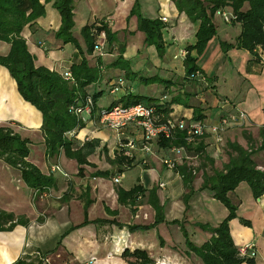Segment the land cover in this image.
I'll use <instances>...</instances> for the list:
<instances>
[{
    "label": "crops",
    "instance_id": "1",
    "mask_svg": "<svg viewBox=\"0 0 264 264\" xmlns=\"http://www.w3.org/2000/svg\"><path fill=\"white\" fill-rule=\"evenodd\" d=\"M71 1L73 32L89 24L92 20L91 13L86 11L92 10L88 8L86 0ZM118 1L122 7L116 10L117 15L120 14L123 18L133 0ZM150 1L152 6L143 8V11H147L146 17L166 16L168 19L163 33L166 51L158 63L153 59L152 52L144 65L138 60L137 62L141 66L147 65L148 62L152 68L157 69L156 92L162 91L159 97L157 96L158 101L163 96L165 102L171 97L178 98L181 103H171L169 113L184 120L193 119V108L196 106L200 108L202 120L209 124L217 121L221 115L237 110L246 113V123L226 129L222 133L220 144L214 141L210 133H206L188 145L189 150L185 148L192 156L189 160L184 159L181 151L173 150L172 146L162 147L156 143V152H143L140 129L134 124H128L123 128L121 136L123 139H132L136 145V149L132 150L135 165L121 172L119 182L114 183L113 176H91V173L95 170H115L106 157L113 158L118 136L114 130L99 124L97 111L90 115L83 112V126L75 130L71 137L78 144L94 138L98 140L99 145L95 152L87 157L95 167L83 166V176H78L75 161L63 153L54 158L45 156L39 111L23 100L13 78L0 66V127H7L22 139H26L27 161L35 165L41 173L51 174L55 180V185L49 190L37 193L23 182L17 168L0 159V210L28 219L26 225H16L10 230L0 231V264H13L22 258H39L42 264H132L124 259L121 253L124 249L132 251L136 248L144 249L155 262L163 259L166 264H203L192 252H187L178 225L169 221L182 220L190 240L199 245L209 234L195 226V223L214 226L226 216L225 207L213 198L208 190H198L202 170H198L197 166L203 162V155H206L213 159L214 167L220 168L221 164L227 161V141H235L246 148L247 138L252 143L253 138L259 136L258 130L264 126V63H260L247 50L222 48L220 42L233 43L240 32V25L237 22H222L213 17L216 33L197 59L199 70L194 78H184V48L187 44L194 43L198 24L191 22L184 13H179L170 0ZM40 2L43 3V0ZM115 3L117 5V0ZM43 6L44 15L38 17L32 26H24L21 35L28 51L34 57L36 66H45L57 72L68 70L72 64L79 62L80 56L70 43L62 44L54 38V32L60 24V16L51 2L43 3ZM108 10L113 11L110 8ZM121 11L122 13H119ZM113 16L107 13L103 19L111 31L117 34L128 29L127 24L126 28L123 27V20L117 24ZM131 23L134 24L133 19ZM134 34L139 33L136 31ZM68 45L72 46L71 50L67 49ZM172 46L175 49H170ZM8 50L9 44L0 41V55H5ZM191 53L194 55V52ZM129 54L126 44L121 61L129 65L127 74L121 69L123 64L120 61L115 62L117 51L107 53L114 60L107 64L105 57L87 56L89 64L97 66L99 70V78L85 89L87 94L101 91L95 101L96 109L109 104H121L127 96H146L145 86L141 81L144 75L140 74L139 67L131 63V58L138 55ZM141 58L140 60L145 61L146 57ZM173 60L174 63H171ZM176 60H180L179 65ZM112 62L115 65H110ZM120 74L125 78L124 88L115 94L110 93L109 84L112 78ZM148 92L153 93V90ZM33 143L42 146V151L36 156L31 152ZM251 157L257 167L264 170V148L253 150ZM164 160L173 161L174 167H167ZM52 163H58L62 172H51L50 167L54 165ZM182 163L194 167L192 184L195 192L188 200L186 211L181 200L185 189L178 172V166ZM137 184L141 185L144 191L136 198V210L132 213L128 205L118 203L115 188L128 190ZM151 188H155L162 206L164 222L146 230L132 231L125 226L91 222L95 219H115L125 225L150 224L154 211L146 199L147 191ZM52 192L56 194V200L48 198ZM85 192L91 200L85 209L86 220L90 223L68 230L61 237L67 228L83 221L82 199H85L83 195L87 197ZM64 193L66 196L62 197ZM232 195L237 201V208L236 217L228 222L231 239L237 248L246 242L253 243L255 264H264V194L253 197L248 184L241 181L234 188ZM105 208L113 211V214ZM240 219L249 221L251 228L242 224Z\"/></svg>",
    "mask_w": 264,
    "mask_h": 264
},
{
    "label": "trees",
    "instance_id": "2",
    "mask_svg": "<svg viewBox=\"0 0 264 264\" xmlns=\"http://www.w3.org/2000/svg\"><path fill=\"white\" fill-rule=\"evenodd\" d=\"M44 1L49 2L51 0ZM171 2L179 13H184L191 22L198 24L194 34V43L187 44L184 48L182 60L184 78H194V73L199 70L196 63L197 59L216 33L212 19L217 10L225 9L231 12L232 18L229 22H237L240 25V32L233 43L220 42L222 48L244 49L251 52L253 57L257 59L252 53L253 48L257 45L264 47V0H171ZM43 3L40 0H0V41L9 44L8 52L5 55H0V66L4 67L13 78L17 91L23 100L31 104L40 113V131L43 137L45 156L54 158L63 153L67 158L75 161L77 165L76 175L83 176V166L95 167L87 160V157L95 152L99 142L97 139L90 138L78 144L71 136L66 135L67 132L75 131L83 126V120L76 117L70 107L80 106L86 96H89L94 103L91 113L102 108L109 109L115 105L109 104L106 107L96 109L95 101L101 91H93L87 94L85 90L88 85L99 78L97 66H91L87 58L93 52L96 34L103 31L105 35L104 42L110 47L115 40V32H112L103 21L98 22L100 24L98 27H95L96 23L86 24L80 29L83 41V46H81L71 32L73 27L72 1L52 0V6L60 16V24L54 32V38L60 40L62 44L70 43L80 56L79 62L72 64L67 70L70 76L65 78L63 72L50 70L45 66H36L34 57L28 51L25 39L21 35L24 26L27 24L32 26L38 17L44 15ZM134 5L138 9L137 0H135ZM133 14L136 15V30L143 33L145 43L152 45L158 54L162 55L164 47L162 29L165 24L158 17L150 18L137 14L134 8L130 10L128 17ZM191 52H194V55ZM121 54L120 52L115 62L119 63L121 61ZM110 65H115V63L112 62ZM125 67L127 66H122L121 69L127 74ZM122 78L125 81V78ZM141 78L144 85L152 84L158 80L157 74L142 76ZM124 86L125 82L123 88ZM143 97L149 96H127L121 105L126 107L137 102L142 103L141 98ZM153 97L150 96L149 98ZM155 99L157 100L149 102L147 105L153 107L156 122H163L167 119L170 114L169 105L171 103H181L176 97H171L166 102L164 96L161 97L160 101H158V97ZM193 113L194 120H202L203 116L200 113V108L194 106ZM258 133L261 138L259 149H263L264 126L259 128ZM155 142L162 147L184 145L186 148L190 145L183 142L180 133L176 134L174 139L161 137L156 139ZM247 143L248 145L245 148L235 141H227L225 144L227 161L223 162L220 168L214 167L213 159L206 155H203L201 159L203 162L197 166L198 170H202L198 190H208L211 196L227 210L226 216L214 226L207 223H195V226L209 234L208 238L196 245L190 240L182 220L169 221V223L178 225L188 252L195 254L203 264H241L243 262L255 264L254 258L238 255V248L231 239L228 225V222L236 217L237 201L232 193L239 182H246L255 198L264 194V170L259 169L253 161L251 157L253 149L248 138ZM27 144L26 139H22L9 128L0 127V159L9 166L17 168L23 182L33 190L39 193L42 190H49L55 185V180L51 174L41 173L35 165L27 161ZM187 148L189 150V147ZM102 150L105 152L104 147ZM106 160L115 167V170L112 172L95 170L91 173V176L112 177L135 165L133 156H125L118 151L114 153L112 159L106 157ZM207 167H209L208 170ZM193 170L194 167L191 164L182 163L178 166V172L181 175L185 189L181 196L185 211L188 209L190 196L195 192L192 184L194 179ZM115 189L118 203L128 205L131 212L134 213L136 198L143 193V187L137 184L128 190L121 187ZM147 192L146 201L154 211V218L150 224L125 225L115 219H95L91 222L109 223L117 227L125 226L129 231L146 230L160 222H164L163 209L155 193V188H151ZM63 196H66V194L64 193ZM83 198H85L82 199L83 221L67 228L61 234V237L68 230L89 222L86 220L85 209L91 200L88 196L84 197L83 195ZM105 210L113 214V211H109L107 208ZM27 222L28 219L23 216H15L12 213L0 210V231L10 230L16 225H26ZM240 222L249 226V222L245 219H240ZM121 256L132 264H155V261L149 257L144 249L136 248L132 251L124 249ZM13 264H42V260L39 258H22Z\"/></svg>",
    "mask_w": 264,
    "mask_h": 264
},
{
    "label": "built area",
    "instance_id": "3",
    "mask_svg": "<svg viewBox=\"0 0 264 264\" xmlns=\"http://www.w3.org/2000/svg\"><path fill=\"white\" fill-rule=\"evenodd\" d=\"M221 13L224 22H229L232 18V14L225 9L217 10L215 13ZM98 40L94 49L97 51L98 55L102 54V44H104V33L101 31L98 34ZM101 41V43H100ZM104 53V52H103ZM252 53L257 58L259 62L264 61V47L257 45L253 48ZM196 72L194 73V77ZM65 78L70 75L67 71L64 72ZM124 79L122 77L116 78L111 81L109 92L117 93L124 85ZM94 107V103L89 96L84 98V101L80 106H71L74 115L82 119L81 114L83 112L91 114ZM98 122L100 125L110 128L116 132L118 136L116 151L120 152L125 156H133L132 150L136 149V145L132 139H123L121 133L123 128L128 124H134L140 129L142 136L141 150L145 153L151 152V147L149 143L158 138L164 139H174L176 134L180 133L182 140L185 144H192L197 139L203 137L206 133H210L216 143L220 144L222 142V133L234 126H241L246 123L247 115L243 110H237L236 112H227L221 115L217 121L213 123H207L203 120H194L189 118L184 120L183 118H176L172 115H168L167 119L163 122H156V117L154 115L153 107L141 102L123 107L121 104H115L109 109H100L97 111ZM74 131H69L66 134L68 136L73 135ZM173 150L181 151L184 159H191L192 156L188 154L185 150L184 145L172 146ZM167 167H174V162L171 160L163 161ZM50 171H60L58 165H53L50 167ZM66 175L65 173H62ZM120 179V174H115L113 176V182L118 183ZM161 185V184H160ZM253 243H248L246 246L238 248L239 256H246L249 251L253 254ZM155 264H166L165 260H156Z\"/></svg>",
    "mask_w": 264,
    "mask_h": 264
},
{
    "label": "rangeland",
    "instance_id": "4",
    "mask_svg": "<svg viewBox=\"0 0 264 264\" xmlns=\"http://www.w3.org/2000/svg\"><path fill=\"white\" fill-rule=\"evenodd\" d=\"M86 1L88 2V8L92 10V11H86V13H89V12L91 13L92 20L90 21L91 23L89 22V24L96 23L97 25H95V27H98L100 25L98 23L99 20L103 21V19L107 15V13H109L111 15H114L113 16V19L115 20V22L117 24H119L121 22V20H123V22H124L123 27L126 28V24L128 25V29L126 28V30H124V32H120V33H117V34L115 33V40L112 42V45L110 47L108 45H106L105 42H104V44H102V49H101L102 54L98 55L97 51L95 49H93V52H92L91 55L92 56H95L96 55L98 58L105 57L106 58L105 63L107 64V62L110 63V61L113 58L112 56L111 57L108 56L107 53H115L117 51L118 52V55H119L120 52L121 53L124 52L125 45L127 44L129 53L130 54H134L135 53V54L138 55L136 58H131L132 59L131 60V63H132V65H135V67H137V68L139 67L140 68L139 69L140 74L141 75H144V76L157 74V69L152 68V66L149 65L148 62H147V65H145V66H141V65H142V63L144 65V62H146V60H148V58L150 59V52L154 53L153 59L157 60V63H158L159 60L162 58V56L164 54V51H166V49H165L166 48V44L164 43L163 54L162 55H159L158 52L156 51V49L152 45H148V44L145 43L143 33L140 32L139 30H136V15L133 14V15H131V16L128 17V13L130 12V10L132 8H134V10H136V13L137 14H140L141 16H145L146 17L145 13L147 11H143V8L144 9L145 8H150L152 6V2L150 0H142V1L141 0H137L138 9H136V7L134 5L135 0H133L132 3H131L130 8L128 9V11L126 13V15H124V17L122 18L120 14L117 15V11H116L117 9L120 10L121 7H122L121 6V2L118 1V0H117V5L115 3V0H86ZM49 2H51V4H52V0L49 1ZM46 3H48V1L47 2L44 1V4H46ZM109 8L110 9H113V11L108 10ZM119 13H122V11L119 12ZM213 17H214V19H217V20H220V21L224 22L223 19H222V15L219 12L214 13ZM158 18L165 24V26H167L168 19H167L166 16H159ZM132 19L134 20V24L135 25L131 23L132 22ZM133 29H135V30L133 31ZM164 29L165 28L162 29V37H163V33L165 31ZM136 31H138L139 34L141 33V35L140 36H139V34L135 35L134 33ZM100 32L101 31H99L96 34L95 43L97 41H99L97 36H98V34ZM112 32H114V31H112ZM72 35H73V37H75L77 39V41L79 42V44L81 46H83V41H82V37L80 35V30L79 29H75L72 32ZM104 41H105V35H104ZM100 43H101V41H100ZM113 43H114V45H113ZM114 46H116V48H114ZM71 47H72L71 45H68L67 46V49L68 50H71ZM120 47H121V49H120ZM149 48H150V50H149ZM170 49H175V47L172 46V47H170ZM141 57H146L145 58V61L140 60V59H142ZM120 59L122 60V54H121V58ZM137 60L141 62V65L138 64ZM112 61H114V60H112ZM120 62L123 64L122 66H127V67H125L126 71L129 70V65L128 64H126L123 61H120ZM171 63H174V60H173V62L171 61ZM179 63H180V60H176V64L179 65ZM260 63H262V62H260ZM263 63H264V61H263ZM65 71H67V70H64L62 72L64 73ZM62 72H60V73H62ZM119 77H123V75L120 74V75L112 78V81L115 80L116 78H119ZM143 86H145L144 91L146 92V95L147 96H149V97L150 96H154L153 98H149V97H143V98H141V101L144 104H147L149 102L156 101L157 99H155V98H157V96L159 97V95L162 92L161 90L159 92H156L157 82H155L154 85H144L143 84ZM161 86L163 87V85H161ZM122 89L123 88H121V90ZM150 90H153V93H149L148 91H150ZM119 92H120V90H119ZM176 118H181V117H176ZM260 140H261V138L259 136L253 138V142L251 143V145H252L251 147H252L253 150H260L259 149ZM155 143H156L155 140L154 141H151L149 143V145L151 147V151H153V153L156 152V145H155ZM43 146H44V143H43ZM41 151H42V146L41 145H39L37 143H33L32 144V147H31L32 155H35L36 156ZM52 164H54V165L57 164L59 166V168H60V165L58 163H52ZM55 195L56 194H54L52 192V194H50V196H48V198L50 200H56ZM247 227L251 228L250 222H249V226H247ZM248 243H251V242L243 243V244L239 245V247L246 246ZM183 246H184V248L187 249V247H186L185 244ZM187 252H188V249H187ZM252 252H253V254H251V251H249L247 253L246 257H248V258H254V253H255V249L254 248H253V251ZM193 255H195V254H193Z\"/></svg>",
    "mask_w": 264,
    "mask_h": 264
}]
</instances>
